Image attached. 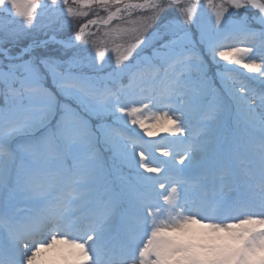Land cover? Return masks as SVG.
<instances>
[{
	"label": "snow or ice",
	"instance_id": "obj_1",
	"mask_svg": "<svg viewBox=\"0 0 264 264\" xmlns=\"http://www.w3.org/2000/svg\"><path fill=\"white\" fill-rule=\"evenodd\" d=\"M75 2L82 18L69 0H0V264L261 260L264 0ZM136 11L113 71L85 72L107 59L85 29Z\"/></svg>",
	"mask_w": 264,
	"mask_h": 264
},
{
	"label": "rangeland",
	"instance_id": "obj_2",
	"mask_svg": "<svg viewBox=\"0 0 264 264\" xmlns=\"http://www.w3.org/2000/svg\"><path fill=\"white\" fill-rule=\"evenodd\" d=\"M16 3L23 4L26 2V0H15ZM125 2H133V3H142L143 0H125ZM193 0H182V4L186 7L190 3H192ZM200 2L207 5L208 0H200ZM70 6L73 8V14L77 16L78 18H82L81 14L89 12V8H86L82 4H77L75 0H69ZM213 4L216 6L215 8H212V11L218 10L219 5L221 4V0H213ZM91 8H95V6H90ZM115 10L114 8L112 9ZM96 11H100L99 9H96ZM108 13L107 12H100L101 17H106ZM123 16L122 19L114 20L109 26H98L96 28L91 29H85L84 35L82 36V40H87L90 43V50L95 52H104L107 59L104 61V65L102 67H97L95 65V57L93 56L91 58L92 67L86 68L84 71L93 75H96L98 77H103L110 72L113 71L112 65L114 63V59L116 55H123V50L127 46V42L130 39V32L132 29L136 27V25L132 22L137 20L140 17V12L136 11L133 13V15L128 16L127 14H121ZM94 18V17H89ZM2 19V17H0ZM98 32V35H92V33ZM37 39L43 38L41 34H37ZM92 41H95V43H91ZM223 63V62H222ZM239 69V66H237ZM240 72L241 69H239ZM237 72L235 75L237 76V79L243 78V73L245 72ZM148 79V76L146 74H141L138 77L137 84L134 85V91L138 90L140 86L143 84V82ZM127 82V81H125ZM54 94L56 99L60 103H67L72 104V107H75V104H73L71 101H65L64 98L59 94L57 89L53 86L52 82L49 80L46 85ZM3 102L0 100V106H2ZM225 104H227V101H225ZM153 112H148L146 115H153ZM59 112L55 114L54 119H52V124L54 125L56 120L59 119ZM69 120L72 119L71 115L69 114L67 117ZM225 122L230 123L227 115L225 117ZM93 123L95 121L93 120ZM139 131V130H138ZM161 135H165L164 133H161ZM144 140L149 139H155L157 141L160 140V137H153L149 138L146 134L143 136ZM105 145L103 143L102 134L100 132H97V151H98V163L102 168H104L108 180L111 182L113 188L119 189V175L116 172V170L112 166V160L111 157L106 153L105 151ZM109 156V157H108ZM106 166V167H105ZM257 230H259V227L257 226ZM65 246L57 245V248H63ZM49 255H52L50 253ZM165 264H168L167 261H165ZM255 264H264V250L261 251V260H257Z\"/></svg>",
	"mask_w": 264,
	"mask_h": 264
},
{
	"label": "trees",
	"instance_id": "obj_3",
	"mask_svg": "<svg viewBox=\"0 0 264 264\" xmlns=\"http://www.w3.org/2000/svg\"><path fill=\"white\" fill-rule=\"evenodd\" d=\"M241 71L242 72H245L246 70H243V69H241ZM238 72H240V70H238ZM242 72H240V73H242ZM243 75H244V73H243ZM105 151H106V153L111 157V154L108 152V150L105 148ZM108 156V157H109ZM126 171V170H125Z\"/></svg>",
	"mask_w": 264,
	"mask_h": 264
}]
</instances>
